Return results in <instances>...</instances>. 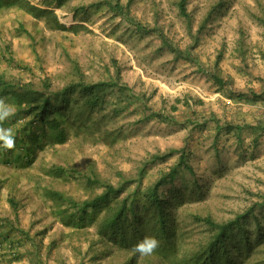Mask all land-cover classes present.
<instances>
[{
	"label": "rangeland",
	"instance_id": "obj_1",
	"mask_svg": "<svg viewBox=\"0 0 264 264\" xmlns=\"http://www.w3.org/2000/svg\"><path fill=\"white\" fill-rule=\"evenodd\" d=\"M30 1L43 7L42 0ZM104 1L66 0L61 7L53 2L50 7L66 28L16 4L0 7V73L17 85L35 88L50 78L58 90L78 75L91 83L111 81L119 68L122 83L145 94L151 108L175 119L165 122L148 116L150 112L136 104L116 108L114 95H108L84 116L82 125L68 126L64 143L41 138L43 146L36 148L30 164L20 161L25 151L19 141L12 150L0 147V233L25 243L16 256L1 249L0 264H26L30 258L33 264L124 263L129 254L116 247L107 251L96 242L94 224L77 231L63 226L55 212L67 205L45 198L38 188L52 187L75 200L92 198L103 191L85 183L83 175L92 167L115 186L122 177L134 180L122 196L137 187L146 191L178 161L181 151L194 171H182L160 192L167 194L184 183L192 186L195 180L201 184L193 196L172 208L186 240L199 242L209 236L194 214L226 222L253 208L241 222L254 241L257 219L264 233V130L257 128L264 121V103L251 105L229 95L251 88L261 91L264 0H187L190 21L180 14L178 0H119L122 5L130 1L128 16ZM220 2L226 3L224 8H218ZM159 33L189 50L191 60L164 46ZM218 57L221 77L231 80L230 92L210 77ZM186 97L190 108L179 102ZM210 111L222 120L235 118L239 111L242 116L237 119H246L254 130L244 131L240 140L222 134L214 144L212 122L189 121L196 115L203 119ZM0 126L16 127L10 120ZM57 166L66 172L57 176ZM9 197L17 201V216ZM8 219L30 233L38 255L33 240L14 230L16 224L11 228ZM248 264H264V238L256 242Z\"/></svg>",
	"mask_w": 264,
	"mask_h": 264
},
{
	"label": "trees",
	"instance_id": "obj_2",
	"mask_svg": "<svg viewBox=\"0 0 264 264\" xmlns=\"http://www.w3.org/2000/svg\"><path fill=\"white\" fill-rule=\"evenodd\" d=\"M65 1L42 0L43 7H39L30 0H0V7L16 4L18 8L38 19L46 18L49 22L66 28L59 23L55 11L50 7L53 2L61 7ZM104 2L111 5V8L119 14L128 16L130 1L126 5H122L119 0H106ZM219 4V9L224 8L226 5L224 2ZM177 6L180 14L190 21L191 16L187 10V0H178ZM159 34L164 46L175 54L184 55L191 60L189 50L179 49L163 33ZM220 60L221 58L218 57L215 61V68L210 73V77L215 85L223 90L229 87L231 80H224L221 77ZM78 76V78L73 77L61 89L56 90L53 89L50 78H45L41 83V87L35 88L33 84L29 83L17 85L0 73V97L7 98L10 96V98H7V102H12L16 108L15 115L6 121L10 120L16 126L12 130L15 141H19L20 145L18 146L25 151L24 153L20 152L21 162L30 164L33 161L36 148L43 146L41 145V138H48L52 144L64 143L67 140L68 126L75 125V127H79L82 125L84 116L105 103V98L108 95H114L113 105L116 108L123 103L122 107L136 104L149 111L148 116H155L165 122H171L175 119L169 114L151 108L148 105V97H144L145 94L139 95L127 84L122 83L119 68H116L111 81L91 83L85 81L81 75ZM261 82V91H255L251 88L249 91L232 94L230 92L232 89L229 87V96L236 101L248 102L251 105L264 103V80ZM179 102H182L187 108L191 106L189 97ZM176 109L177 107L173 106V110ZM234 114L235 118L222 120L217 113L210 111L209 116L203 119L196 115V119L190 118L189 121L194 125L200 122L203 124L212 122L215 131V144L222 134L226 136L234 135L240 140L244 131L254 130L252 123H248L246 119L238 120L242 116L241 112L236 111ZM257 128L264 130L263 120L259 121ZM257 128H255V131ZM3 150L6 149L3 148ZM2 155L4 156L3 151ZM56 170L57 176L66 172L63 166H57ZM184 170L189 173L194 171L192 165L188 162L186 153L181 151L178 161L169 168L168 172L161 174L146 191H141L137 187L133 192L131 191L122 196L134 180L122 177L120 183L115 186L99 177L100 175L92 167L90 173L83 175L85 183L103 189L101 193L94 195L92 198L75 200L73 197L52 187L38 188V190L45 198L67 205L66 207H60L55 212L56 217L63 226L77 231L94 224L96 227V242L106 247L107 251L116 247V250L127 252L129 257L122 264H248V259L256 242H260L264 238L260 219H257L259 228L257 229L255 242L247 236L248 231L241 222L248 218V215L254 211L253 208L247 213L226 222H217L209 215L194 214L192 218L197 224H201L206 228L209 236L199 242L186 240V237H184L186 233L182 231L179 222L176 221L172 208L181 204L187 196H193L196 193L195 189H201V184L198 180H195L192 186L184 183L181 187L173 186L167 194L160 192V188L164 184L173 181ZM1 187L0 183V191ZM8 202L17 216L16 199L9 197ZM6 222L9 223L10 227L16 224L15 221L9 219ZM14 230L20 232L22 236L32 239L30 233L24 231L21 225L16 224ZM146 235L155 236L160 241V246L151 256H140L138 253H134L132 248ZM30 243L37 248L34 240ZM22 247H25V243L20 239L11 237L8 232L0 233V250L5 249L6 252H9V256L19 255ZM36 253L35 255L39 254L38 248ZM30 259V263L26 264H33V260Z\"/></svg>",
	"mask_w": 264,
	"mask_h": 264
},
{
	"label": "clouds",
	"instance_id": "obj_3",
	"mask_svg": "<svg viewBox=\"0 0 264 264\" xmlns=\"http://www.w3.org/2000/svg\"><path fill=\"white\" fill-rule=\"evenodd\" d=\"M15 112V105L7 102V98L0 97V125L14 116ZM15 146L16 141L12 129L0 126V147L6 150H12ZM159 246L160 241L155 236L146 235L133 246L132 251L138 253L140 256H151Z\"/></svg>",
	"mask_w": 264,
	"mask_h": 264
},
{
	"label": "crops",
	"instance_id": "obj_4",
	"mask_svg": "<svg viewBox=\"0 0 264 264\" xmlns=\"http://www.w3.org/2000/svg\"><path fill=\"white\" fill-rule=\"evenodd\" d=\"M5 250V249H4Z\"/></svg>",
	"mask_w": 264,
	"mask_h": 264
}]
</instances>
